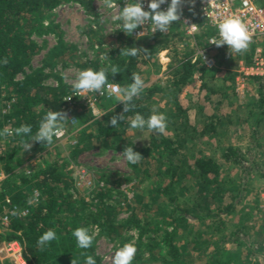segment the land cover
I'll list each match as a JSON object with an SVG mask.
<instances>
[{
	"label": "trees",
	"instance_id": "obj_1",
	"mask_svg": "<svg viewBox=\"0 0 264 264\" xmlns=\"http://www.w3.org/2000/svg\"><path fill=\"white\" fill-rule=\"evenodd\" d=\"M67 1L78 3L91 20H98L94 0H0V129L4 125L15 129L21 124H30L34 133L41 118L49 111H61L65 115L63 122H67L69 126L70 120L75 118L81 127L74 136L75 143L68 150L67 157L51 156L41 166L29 172H17V168L23 164L19 155L23 149L21 138L8 136L14 144L7 146V154L0 157L3 175L0 180V214L8 215L9 220L0 232V244L17 240L27 264H72V260L76 264H83L87 255H93L96 264H101L96 236L90 248L78 249L72 236L73 229L87 227L91 232L97 227L101 235L120 241L121 244L130 240L124 232L132 229L137 232L134 243L136 254L132 264H151L153 261H159V264H199L204 257L202 264H262L252 260L250 249L245 255L241 251L224 254L228 243L243 244L244 237L250 235L249 228H254L255 225L259 240L264 241V216L258 219L259 222L256 220L259 211L252 210L250 217L247 212V217L243 216L225 239H220L219 242L214 240V248L210 253L197 257L193 252L194 248L205 245L202 250L204 252L211 241L204 237L205 233L209 238L214 236L215 229V232L224 233L227 221L223 216L234 213L241 199L238 198L240 191L247 187L249 176L254 175L255 166L243 165L241 150L232 144L223 148L220 158L224 162L243 166V178L239 180V186L237 184L236 195L231 193L233 179L222 175L217 158L205 154H192L194 158H189L180 151L185 147L182 144L184 138H177L179 135L170 136L165 131L161 134L146 127L139 130L147 131L149 141L141 146H131L142 158L134 165L128 163L132 171L130 179H135L137 185L129 199L127 209L130 213L125 219L118 218L121 200H111L114 187L110 184L97 182L92 188L94 195L90 200L77 195L79 188L76 186L75 176L68 169V158L75 160L95 147L122 152L130 144L127 134L133 128L128 126V120L134 113L139 112L147 118L153 110L158 112L151 103L157 88L154 85L144 86L131 102L133 106L123 114L125 119L118 121L117 126L113 127L108 123L109 118L123 112L122 102L115 101L113 97H99L96 103L105 114L98 119L84 104L75 101L70 105L66 104L64 97L72 94V90L61 77H57L56 86L45 84V67L67 51H73L75 55V46L63 39L61 31L51 18L52 12ZM192 12L201 29L193 36V48L177 56L169 65L170 87L173 88L170 93L179 91L195 72L204 71L206 66L199 58L193 61L194 50L208 47L211 54L212 48L216 50L227 46H209L208 38L216 35L215 27L204 22L198 7L192 9ZM47 19L49 22L45 24ZM46 33L57 36L56 44L43 64L32 68L33 57L42 49L33 35ZM178 33L185 37L179 21L173 22L165 34H148L143 37L133 36L132 33L128 35L118 29L112 44L107 46L109 52L105 62L97 57L81 61L77 55V59H68L82 68L94 71L115 65L119 71L106 74V82L126 87L131 82V73L139 75L140 58L153 59ZM255 45L251 43L248 50L243 51L248 64L253 63ZM125 47H137V55H124L121 50ZM26 67L30 68L29 72H25ZM19 73L23 74L22 78H17ZM248 79L256 89L249 98V111L246 114L251 115L257 109L260 111L258 119L261 120L264 117V76H251ZM174 103L177 104V101ZM178 109L180 110L179 107ZM174 115L177 116L178 113L174 112ZM244 121L249 122L246 118ZM200 132L208 133L211 137L223 136L215 122L213 125H205ZM27 139L28 137H24L25 141ZM4 140L5 136L0 137V147ZM259 173L264 175L263 172ZM187 181H193L196 186L193 194L195 200L186 196L187 191H190ZM119 183H116V189ZM193 220L208 224L209 229L201 230ZM48 229L56 233V239L46 247L38 246L37 238ZM0 264L13 263L0 259Z\"/></svg>",
	"mask_w": 264,
	"mask_h": 264
},
{
	"label": "rangeland",
	"instance_id": "obj_2",
	"mask_svg": "<svg viewBox=\"0 0 264 264\" xmlns=\"http://www.w3.org/2000/svg\"><path fill=\"white\" fill-rule=\"evenodd\" d=\"M102 1L94 0L95 8L99 14V18L95 22L90 19L91 17L86 14L81 5L71 1L62 3L52 12L51 18L53 24L58 26L57 28L61 31L63 39L75 46V55L79 56V60L81 61L97 57L105 62L109 52V47L107 46L112 44V39L117 35L119 22L112 21V15L108 14V10H105ZM195 7L198 6L194 0L182 2L178 9L180 13L178 21L181 30L185 32V37L178 33L171 38L166 48L161 50L153 59L140 58L138 73L144 81V86L154 85L157 88L156 92L152 95L151 103L154 109L164 113L166 116L165 133L173 137L179 135L177 138H184L182 144H185V147L180 151L189 158L204 154L217 158L222 169V175H227L233 179V185L231 186L232 195H236L238 183H240L239 180L243 178V166L239 167L233 163L224 162L220 158L223 148L230 144L238 147L244 158L242 164L255 166L254 175L249 176L247 187L240 191L238 198L241 199L237 204L236 210L229 216H223L227 221L224 233L215 232V229L214 236L210 238L205 233L204 237L211 241L205 247L204 252L202 250L205 245L193 249L195 255L200 257L213 250L214 240L219 242L220 239H225L226 235L230 233L229 231L233 229V226L241 222L243 216L247 217V212H249L248 217H250L253 211H259L256 216L257 222H259L258 219L264 216V175H260L259 173H264V117L259 120L260 111L255 108L253 114H246L249 111V98L255 93L256 86L250 79L245 78L242 89V83L239 79L242 78L241 69L251 63H247V57H245L244 52H230L227 46L216 50L212 48V51L210 50L216 61L213 68H206L201 62L202 66L205 67L204 71L195 72L191 80L181 87L179 91L170 93L173 88L170 87L169 78L171 74L169 65L173 63V60L177 56H181L183 52H187L188 49L193 48L195 43L193 36L201 29L200 25L194 20L195 13L192 12V9L194 10ZM186 16L198 25V31L195 34L188 33L183 23V18ZM48 22V19L45 20V24H48ZM33 39L42 46V49L33 57L31 62L32 68L43 64L48 53L55 46L57 36L54 33H46L44 35H33ZM251 43L256 44L252 54L253 59L257 48H261L264 52V36L258 39H251L249 44ZM220 50L223 51L220 53ZM195 51L192 55L193 61H196L194 56ZM75 55L73 51H67L59 55L55 62L45 67L44 83L56 86L58 84L57 77H61L63 82L71 86L77 73L86 69L69 61L68 58L77 59ZM29 71L30 68L26 67L25 72ZM22 76L23 74L19 73L17 78H22ZM69 95L72 94L65 95L64 97L68 105L71 104V101L67 99ZM79 100L81 98L78 96L72 97V101L79 102ZM175 101H177V104L174 103ZM97 107L99 109L97 113H103L100 106L97 105ZM6 109L7 107L4 111ZM183 110L186 112H183ZM174 112L178 113V115L175 116ZM245 118L249 122H245ZM214 122L221 135H223L222 137H211L208 133L203 134L200 132L205 125H213ZM62 125V128L67 133L64 138L53 139L50 145L31 140L29 143L30 147L20 151L19 155L23 160V164L17 168L18 173L29 172L41 166L51 156H54L53 158L68 156V150L75 143L74 136L81 127L75 118L70 120V126L65 121H62ZM251 125L254 127H251ZM71 126L75 127L72 128ZM5 127L12 129L10 125H4L3 128ZM127 136V141L130 143L128 144L129 146H141L149 141L147 131L139 129H130ZM11 144H14L13 141L8 136H5V140L0 147L1 158L7 154V146ZM68 169L72 171L71 173L75 176L76 182L80 183L79 186L76 184L79 188L77 195L79 194L86 200H90L94 195L92 188L96 186L97 182L100 184H110L114 187V195L111 200L113 201L117 198L121 200L118 207L120 211L118 218L122 220L128 216L130 213V210L127 209L129 199L133 196L137 181L130 179L132 175L131 168L120 150H109L101 147L92 148L79 155L75 160L68 158ZM1 171L2 167L0 164V180L3 177ZM83 171H85L86 176H82ZM84 178L87 179L85 184H82ZM88 179L92 182L89 185L86 183L89 181ZM192 182H186L190 190L187 191L186 196L188 195L190 200H195L193 194L196 192V186ZM116 183H119L117 189ZM242 183L244 182L242 181ZM3 216L0 214V232L4 229L3 226L5 224ZM249 221L248 223H250ZM193 222L201 230L209 229L206 223L198 220H193ZM254 228H249L250 235L249 237H244L243 244L240 242V245L234 243L229 245L228 243L227 252L224 254L241 251L242 255H245L248 249H250L252 260L264 264V241L261 242L259 240ZM93 230L97 232V252L101 257V264H111V257L116 247L121 245V242L110 240L106 236L101 235L97 227H94ZM125 233L130 237V240L127 242L134 244L137 232L129 229ZM3 244H0V259L11 262L7 258L6 253L1 250ZM145 256H148V254L145 253ZM204 259L205 257L200 259L199 264H202ZM151 264H159V261H153Z\"/></svg>",
	"mask_w": 264,
	"mask_h": 264
},
{
	"label": "clouds",
	"instance_id": "obj_3",
	"mask_svg": "<svg viewBox=\"0 0 264 264\" xmlns=\"http://www.w3.org/2000/svg\"><path fill=\"white\" fill-rule=\"evenodd\" d=\"M182 2L183 0H169L166 10H159L164 0H148L146 10L142 7L140 0H127L123 7H119L118 13L113 15L111 19L113 22H119L117 29L128 35L146 22L152 25V31L166 32L173 22L178 21L180 15L178 9ZM104 6L107 9H114L117 7L116 0H104ZM241 7L247 9L248 0H241ZM243 17V12L229 13L227 7H225L223 12H218L212 21L216 35L209 37L207 44H214L217 47L227 45L229 51L235 53L247 50L252 39V33ZM138 50L137 47H125L121 51L126 56L134 57L137 55ZM118 71L115 65L106 66L95 71L92 69L81 70L77 73L75 80L70 86L72 90L71 96H87L88 93L93 92L103 94L101 90L106 89L107 94L112 96L115 101L122 102L123 112L109 118L108 123L113 127L117 126L118 121L125 119L123 114L130 110V107L133 106L131 102L141 93L144 87V81L136 73H131V82L126 87H122L115 82L110 85L107 84L106 74H115ZM103 114L105 113H94L98 119ZM64 119L65 115L61 111H49L41 118L34 133L30 124H21L15 129L7 127L0 129V137L12 135L20 137L23 149L30 147L27 142L29 140L50 145L54 137L58 138L61 135L62 121ZM166 124L165 114L154 110L147 118L136 112L128 120V126L133 129H144L146 127L161 134L165 131ZM24 137H28V139L25 141ZM122 153L129 164L134 165L142 158L141 154L134 151L131 145L126 146ZM96 235V231L90 232L87 227H77L72 231V236L75 238L78 249L90 248ZM55 239L56 233L52 229H48L39 235L36 243L40 247H46L49 242ZM135 254L136 248L134 244L126 242L118 245L111 257V264H132ZM72 264H76V262L72 260ZM83 264H96V259L93 255H87L84 257Z\"/></svg>",
	"mask_w": 264,
	"mask_h": 264
},
{
	"label": "built area",
	"instance_id": "obj_4",
	"mask_svg": "<svg viewBox=\"0 0 264 264\" xmlns=\"http://www.w3.org/2000/svg\"><path fill=\"white\" fill-rule=\"evenodd\" d=\"M104 5V0L102 1ZM127 0H116L117 7L114 9H107L110 15H115L119 11V7H123ZM141 5L144 9L147 10L148 0H140ZM169 0H164V3L160 5L159 10H166L168 6ZM199 8V12L204 22L214 27L213 18L217 15L218 12H223L225 7L229 13L232 12H243L244 20L249 25V30L252 33V38H260L264 36V0H248V8L241 7V0H194ZM78 4V3H77ZM90 17V16H89ZM183 23L187 28L189 34H195L198 31V25L193 23L189 17L183 18ZM166 32L152 31V25L150 23H145L144 25L138 26L136 29L132 31V35L136 37H143L148 34H165ZM214 45L210 44L209 46ZM195 58H199L207 68H211L215 66L214 57L208 52V47L206 48H197L194 54ZM251 76H264V53L261 48H257L255 50V55L253 58V63L247 65L241 69V77L239 81L242 83L241 88L243 89V82ZM107 84H112L113 82H106ZM103 94L99 93H88L87 96H78L81 98L79 103L88 106L93 113H97L99 111L97 107V99L99 97H112L107 94L106 89L101 90ZM71 96V95H69ZM68 96V97H69ZM71 96L68 100L72 101ZM67 97V98H68ZM66 130L64 128L61 129V135L57 138L53 139H62L66 136ZM85 175V171L82 172V176ZM87 178H84L82 184H85ZM89 180V179H88ZM88 185L92 183L91 180L86 182ZM76 184L79 186V182ZM91 185V184H90ZM8 215L3 216V222L8 224ZM1 250L4 251L7 255V258L11 260L13 264H27L22 255V248L20 243L17 240H12L5 242Z\"/></svg>",
	"mask_w": 264,
	"mask_h": 264
}]
</instances>
